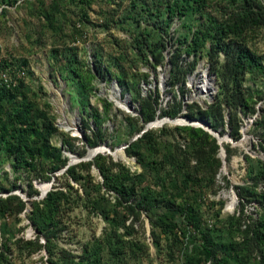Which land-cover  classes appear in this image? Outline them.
Masks as SVG:
<instances>
[{
  "label": "trees",
  "instance_id": "trees-1",
  "mask_svg": "<svg viewBox=\"0 0 264 264\" xmlns=\"http://www.w3.org/2000/svg\"><path fill=\"white\" fill-rule=\"evenodd\" d=\"M18 1L0 0V7L15 6ZM104 1L113 3L115 8L102 27L108 30L127 23L136 55L146 61L150 55L154 66L164 59L163 34L170 22L174 18L183 19V27L188 30L189 36L183 35L179 40L180 46L171 59L174 67L171 77L175 80L172 87L179 83L184 93L185 76L195 69V62H192L186 70H181L177 58L183 53L207 57L218 85L212 104L206 109L190 104L184 116L206 123L220 135L227 130L231 139L238 141L243 119L259 112L255 120V124L259 122L260 125L257 146L264 154V102L261 108H256L262 97L258 87H264V53L258 54L250 46L252 41L264 34L262 0ZM124 1H128V5L121 10ZM90 2L52 0L51 6L59 19H66L65 6H80V12L85 16L82 9ZM22 3L30 7L33 15L46 11L41 6L33 9L30 0H22ZM6 12V8H2L0 16ZM79 19L82 21V18ZM194 22H197V27L193 30ZM142 23L146 26L142 27ZM44 25L47 31L52 32L61 28L48 16ZM74 57L75 54L67 56L65 70L68 69L66 72L73 79L74 76L78 77L82 89L89 87L90 79L112 75L110 68L103 66L102 57L96 54L95 64L86 71L88 75L82 76L77 73L75 65L78 62ZM119 58L128 62V57L120 55ZM10 62L3 60L0 67H6ZM22 63L27 66L25 60ZM134 65L138 66L136 61ZM20 68L25 72L23 66ZM8 81L0 80V150L7 155L17 156V164L14 165L16 171L25 166L40 181L54 179L55 185L41 201L30 202L32 211L29 219L35 231L32 240L15 239L14 235L15 220L25 211L27 202L13 194L0 196V238L3 239L0 243V264H13L9 256H15V253L17 256H32L41 250L48 255L47 264H123L126 255L137 262L139 256L148 250V245L137 237L135 227L136 222L143 223L142 213L148 219L153 246L159 255L163 252L168 261L172 260V248L177 242L186 240L191 251L183 254L185 258L182 264H201L202 261L209 264H251L252 260L256 264H264L263 160L241 154L246 165L245 183L232 186L224 178L225 187H232L238 199L234 215L225 218L220 216L223 201L207 203L203 197L206 192L216 194L215 177L222 167V161L217 140L202 128L177 126L159 134L145 132L133 142L126 140L128 146L124 152L128 157L135 158L140 172H132L106 156L97 155L92 162L69 166L62 175L54 178L49 174L65 168L68 157L63 155L60 147L52 146L48 138L41 134L45 128L49 132L54 130L52 122L30 103L20 105L17 98L23 85L19 82L15 86ZM116 81L120 87L125 85L120 78ZM247 82H251L256 89ZM139 97L138 93L133 102ZM153 109L150 100L142 101L139 117L133 118L125 127L127 136L140 132L145 123L153 119ZM180 110L179 104L174 105L170 111L161 112L159 117L173 119ZM97 128L101 130L100 122ZM102 138L95 132L93 138H87V145L95 148ZM25 140L29 144L22 147L20 143ZM64 146L72 149L70 141H66ZM224 150L227 161L236 152L229 144L224 145ZM92 168L99 172L101 184L93 181ZM62 179L64 188L57 185ZM71 182L79 184L82 192L74 189ZM16 187V184H12L4 188L0 183V193L11 192ZM107 192L115 194L114 203L101 195ZM26 194L31 198L37 191L29 184ZM251 203L258 206L257 219L245 214L246 207ZM80 206L98 213L108 225V230L96 242L85 244L80 254H74L58 247V240L66 229L63 217ZM205 206L211 211L213 224L205 221ZM216 206L218 210L214 211L213 207ZM128 219H132L129 224ZM120 229H123L122 233ZM125 242L128 251L121 246ZM104 251L107 252L106 260L103 259Z\"/></svg>",
  "mask_w": 264,
  "mask_h": 264
},
{
  "label": "rangeland",
  "instance_id": "rangeland-1",
  "mask_svg": "<svg viewBox=\"0 0 264 264\" xmlns=\"http://www.w3.org/2000/svg\"><path fill=\"white\" fill-rule=\"evenodd\" d=\"M30 1L33 2L31 6L33 9L37 10L41 6L46 11L33 15L30 12V7L23 4L22 0H19L12 7H0V14L2 8L7 10L5 15L0 16V62L3 60L11 61L6 67H0V80L3 78L2 75H6L8 82L15 86L19 82L22 83V91L17 98L19 104L30 103L36 110L45 113L50 118L54 130L49 132V129L45 128L41 130V134L48 138V142L52 146L60 147L64 156H66L65 154L71 155L73 160L83 159L87 158L89 152L102 149L98 150L99 152L97 151L92 159L83 162H92L97 155H102L110 158L113 163L122 164L132 172H140L141 168L135 158L128 157L124 151L127 146L126 140L131 141L133 137L137 135L140 137L143 134L144 128L133 136H127L125 131V127L133 121V118L139 117L142 101L150 100L154 108L151 112L153 119L145 125L164 118L159 117V114L163 111H170L174 105L179 104L181 106L179 115L173 118L177 119L179 117L186 118L184 114L187 112L186 107L190 104H196L203 109L205 106L207 107L208 103L214 102L212 99L214 95L207 98L208 100L195 96V88L191 86V77L199 76L207 68L210 71L209 75L212 76L207 57L181 54L177 58L181 70H186L192 62H195V69L191 72L188 71L185 76L184 93L181 92L179 83L172 87L175 80L171 77L174 69L171 59L176 54V48L180 46L179 40L183 35L189 36L188 30L183 27V19L174 18L170 22L165 35L163 34L164 59L161 64L154 66L150 55L147 56V61L142 56L136 55V49L132 47V36L127 23L122 24V26H112L108 30L102 27L104 20L115 8L113 3L104 0H91L90 4H86L82 9L85 16L80 12V6H65L68 18L59 19L55 8L51 6L52 0ZM38 1L39 3H36ZM262 1L264 2V0ZM122 5L121 10H124L128 1H124ZM118 14L120 15L121 12ZM46 16L55 20L61 27L60 30L56 32L47 31L44 25ZM79 18H82V21ZM144 26L146 25L142 23V27ZM192 26L194 30L197 27V22H194ZM250 46L258 54H263L264 34L252 41ZM182 48L184 49L185 46ZM69 54H75L74 58L78 62L75 65L77 73L82 76L88 75L86 71L95 64L96 54L102 57L103 66L110 68L112 75L107 78L90 79L89 87L82 89L81 84L78 83V77L74 76L73 79L66 72L68 69L65 70V62ZM120 55L123 58L124 56L128 57V62L121 60ZM22 60L27 62V66L23 65ZM135 61L138 66L134 65ZM21 66L25 68V75L18 78L16 71ZM117 78L123 80L125 84L123 87L119 86L116 81ZM209 79L211 80V78ZM192 83L200 84L202 80L193 79ZM247 83L253 86L251 82ZM253 88L255 87L253 86ZM258 91L262 97H260L261 102L257 104L256 108H261V104L264 102V87H258ZM138 93L139 99L133 102ZM125 100L132 103L131 110L122 106V102ZM258 114L259 112L252 117L243 119L239 130L240 140L233 141L230 138V143H225L227 130L222 135L219 134L220 139L224 138V141L220 143L221 146L224 148V145L229 144L231 149L236 152L229 161L225 160V167L222 166L215 177L216 194L206 192L203 197L207 203L212 200L223 201L220 210L221 218L234 215L238 205L237 199L233 209H228L229 203L236 194L232 187H225L224 178L232 186L243 185L246 181V165L241 154H247L254 159L263 158V153L257 146L260 125L259 122L255 124V120L256 117H259ZM98 122L101 124V130L97 128ZM175 127L177 126L164 123L160 126L151 127L146 132L159 134L163 130L167 132ZM95 132L98 137L103 138L98 146L91 148L87 145V138H93ZM118 140L120 141L118 142ZM66 141H70L71 150L64 146ZM20 144L23 147L29 144V141L25 140ZM104 146L110 150L107 149L103 152ZM16 157V155H7L3 150H0V183L4 188H8L12 184L17 185L15 190L1 192L0 196L6 197L13 194L27 202L25 211L15 220L14 235L15 239L32 240L35 231L29 219L32 211L30 202L43 199L39 190L41 186L48 188L49 183H52V186L55 183L54 179L49 182L40 181L25 166L16 171L14 169V165L17 164ZM18 165L20 164L18 163ZM63 169L49 175H53L54 178L60 176L66 171L61 172ZM91 175L95 183H102V178L95 168L91 169ZM64 183L62 179L57 185L64 188L62 185ZM29 184L37 191V194L31 198H28L26 194L29 191ZM71 184L79 193L82 192L79 184L74 182ZM101 195L107 198L110 203L115 202L113 192ZM257 207L256 203H251L246 207L245 214L257 219L259 212ZM213 209L214 211L218 210V206L213 207ZM203 210L205 221L213 224L210 218L211 211L207 210V206ZM141 219L143 220L142 224L135 223L136 233L137 237L148 245V250L139 256L140 259L137 262L133 261L132 256L126 255L127 258L123 264H182L185 258L183 254L191 251L190 244L186 240L177 242L172 248V260L168 261V257L164 256L163 252L159 255L152 244L150 226L145 213H142ZM131 220L128 219L127 224ZM63 221L66 229L58 240V247L65 248L74 254H80L85 244L96 242L103 236L105 230H108V225L98 213H93L90 209L81 206L68 215L66 214ZM119 232L122 233L123 229H120ZM134 237L136 238V235ZM1 242H3L2 238H0ZM42 242L44 241L41 238L40 243ZM121 246L128 251L126 242ZM106 254L107 252L104 251V260L107 258ZM9 259L13 264H47L48 255L45 250H41L40 253L32 256H25V254L17 256L15 253V256H9ZM255 262L252 260L251 264H256ZM204 263L202 261L201 264Z\"/></svg>",
  "mask_w": 264,
  "mask_h": 264
},
{
  "label": "water",
  "instance_id": "water-1",
  "mask_svg": "<svg viewBox=\"0 0 264 264\" xmlns=\"http://www.w3.org/2000/svg\"><path fill=\"white\" fill-rule=\"evenodd\" d=\"M129 107L132 109V103L129 101ZM180 119H185L186 121H188V122H183V123H180V124H178V123H176V124H174V125H176V126H191V127H195V128H202L203 130H205L206 132H208L211 136H213L216 140H217V143L220 145V153H219V157L221 158V161H222V166H223V168L225 167V163H226V161H225V157H226V155H225V151H224V148L221 146V144H220V142H219V140H218V138H217V136H218V134H219V132L218 131H213L211 128H210V126L209 125H207L206 123H204V122H202V121H200V123L202 122V124H199L198 122H199V120H191V119H188V118H184V117H179ZM165 119H169V120H171V121H174L175 119H171V118H165ZM194 122H196V123H194ZM150 127H152L150 124H147V125H145V130H147V129H149ZM139 137V135H137V136H135V138H132V140L130 141V142H132V141H134V140H136L137 138ZM225 140H226V142L225 143H227V142H229V140H230V135L227 133L226 135H225ZM230 143V142H229ZM128 146V145H127ZM126 146V147H127ZM106 149H108V150H110L107 146H104ZM98 154H100V153H98ZM68 158H69V161H68V164H67V166L61 171V172H64L69 166H72L73 164H75V163H79V162H83V161H88V160H90V159H92V157L91 158H83V159H77V161L75 162V161H73V159H72V156L71 155H67V154H65ZM263 156V158H261V160H263L264 161V154L262 155ZM74 157V156H73ZM49 185H50V187H49V189L48 190H46V191H44V192H41V198H44L45 196H46V194L51 190V186H52V183H49ZM40 190V189H39ZM234 198H235V201L237 200V196L235 195L234 196Z\"/></svg>",
  "mask_w": 264,
  "mask_h": 264
},
{
  "label": "bare ground",
  "instance_id": "bare-ground-1",
  "mask_svg": "<svg viewBox=\"0 0 264 264\" xmlns=\"http://www.w3.org/2000/svg\"><path fill=\"white\" fill-rule=\"evenodd\" d=\"M202 76H203V79H201L202 80V83H200V85L202 86V88H199V93H200V96H208V95L211 94V91H212V89H211V82L212 81L207 77L208 75L205 72L203 73ZM122 106H124V107L126 106L128 109L131 110V108L129 107V102L126 101V100L124 102H122ZM183 122H188V121H186L185 119H180V118H177L174 121H171L169 119H162V120H157V121L155 120L154 122H152V125L154 127H156V126H160V124H164V123H166V124H173L174 125L176 123L180 124V123H183ZM194 123H196V122H194ZM198 123L199 124H202V122L201 123L198 122ZM217 138H218V140H219L220 143H222L224 141V138L220 139L219 134H218ZM98 150H102V149H98ZM98 150H94V151L89 152L87 157L88 158H91L94 154L97 153ZM105 151H107V149L104 147L103 152H105ZM73 161L76 162L77 160H73ZM49 187H50L49 184H48V188H47V186H41L40 187V191L41 192H44V191H46V188L48 190ZM234 203H235V198L233 197L232 200H231V202L228 205V209L229 210H232L233 209Z\"/></svg>",
  "mask_w": 264,
  "mask_h": 264
},
{
  "label": "built area",
  "instance_id": "built-area-1",
  "mask_svg": "<svg viewBox=\"0 0 264 264\" xmlns=\"http://www.w3.org/2000/svg\"><path fill=\"white\" fill-rule=\"evenodd\" d=\"M206 73L207 75H208V77L209 78H211V81H212V91H211V94L210 95H208V96H200V93H199V88H202V86L200 85V84H198V83H192V80L193 79H203V77H202V74L203 73ZM209 69L207 68V69H205L203 72H202V74H199V76H197V77H191V86H193L194 88H195V96H197L198 98H202V99H204V100H208L207 98H210L212 95H214L213 97L215 98V96H216V94H217V91H218V85H217V80H216V76H215V74L214 73H211L212 74V76H210L209 75ZM16 75L18 76V78H22L24 75H25V72H24V69L23 68H20V69H18L17 71H16ZM2 80H4V82H7V78H6V75H2ZM216 87H217V89H216ZM212 97V99H214ZM211 103V102H210ZM208 105H210L209 103H208ZM208 105H207V107H208ZM206 106H205V108H203V109H206L207 108ZM160 115V114H159ZM165 118H167V117H164V118H162V119H165ZM169 118V117H168ZM161 119V120H162ZM150 125L152 126V127H154L153 125H152V123H150ZM145 128V127H144ZM151 128V127H150ZM146 132V130L144 129L143 130V133H145ZM133 138H135V137H133ZM135 141V140H134Z\"/></svg>",
  "mask_w": 264,
  "mask_h": 264
}]
</instances>
